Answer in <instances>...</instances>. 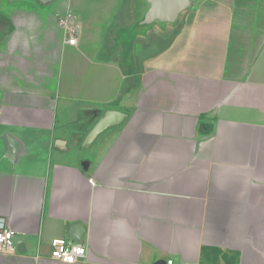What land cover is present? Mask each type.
Masks as SVG:
<instances>
[{"label": "crops", "instance_id": "obj_1", "mask_svg": "<svg viewBox=\"0 0 264 264\" xmlns=\"http://www.w3.org/2000/svg\"><path fill=\"white\" fill-rule=\"evenodd\" d=\"M151 1L0 0V264H264V0Z\"/></svg>", "mask_w": 264, "mask_h": 264}, {"label": "built area", "instance_id": "obj_2", "mask_svg": "<svg viewBox=\"0 0 264 264\" xmlns=\"http://www.w3.org/2000/svg\"><path fill=\"white\" fill-rule=\"evenodd\" d=\"M59 24L65 31V42L69 45L77 44L78 23L73 13H66L59 17ZM51 259L73 264L82 260L86 255V248L80 242H72L62 237L51 240ZM15 250L14 231L9 227L5 217H0V253H11ZM166 264H173L172 259H168Z\"/></svg>", "mask_w": 264, "mask_h": 264}, {"label": "water", "instance_id": "obj_3", "mask_svg": "<svg viewBox=\"0 0 264 264\" xmlns=\"http://www.w3.org/2000/svg\"><path fill=\"white\" fill-rule=\"evenodd\" d=\"M41 2H49L51 0H40ZM153 1V0H152ZM152 1L150 2L151 5ZM187 3V0H184V2H179L178 7H176L179 10L184 9V4ZM156 4V3H155ZM158 6V4H156ZM154 6V5H153ZM125 116L124 112L118 111V110H107L104 112L102 116L98 118V120L95 122V124L90 128L88 134L85 137V145L90 144V142L95 138L96 135H98L101 131H103L105 128H107L110 125L116 124L122 120V118ZM83 228L75 224L72 228L69 230V237L73 242H78V236H74V234L82 233ZM18 245V244H17ZM17 250L22 251V248L17 246Z\"/></svg>", "mask_w": 264, "mask_h": 264}, {"label": "rangeland", "instance_id": "obj_4", "mask_svg": "<svg viewBox=\"0 0 264 264\" xmlns=\"http://www.w3.org/2000/svg\"><path fill=\"white\" fill-rule=\"evenodd\" d=\"M70 13H73V12L70 11ZM73 14L75 15L76 22H78V17H77V15H76L75 13H73Z\"/></svg>", "mask_w": 264, "mask_h": 264}]
</instances>
